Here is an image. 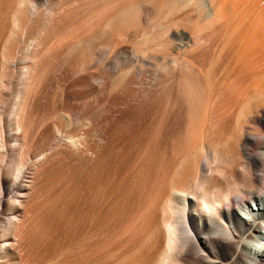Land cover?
Returning <instances> with one entry per match:
<instances>
[{
	"label": "bare ground",
	"instance_id": "1",
	"mask_svg": "<svg viewBox=\"0 0 264 264\" xmlns=\"http://www.w3.org/2000/svg\"><path fill=\"white\" fill-rule=\"evenodd\" d=\"M63 1L65 0L2 1L0 254L11 248L13 260L17 258L16 245L19 244L18 234L23 222L19 214L11 216L8 213L11 208L10 199L6 189H2L7 170L3 163L5 156L9 154L6 147L8 131H12L14 145L21 156L26 157L30 153L47 148L43 153H36L35 159L30 163L27 169L32 171L30 181L23 180L20 184L17 207L19 212L26 200L55 168L73 166L72 186L68 192L66 190L62 193L63 220L59 233L60 248L58 247L62 255L61 263L66 264V251L74 240L80 236L92 235L94 226L100 222L97 217L110 213L114 203L120 204L123 192L119 185L111 189L113 186L110 184L112 178L118 183L121 182L120 165L127 158L128 152L138 142L140 148L139 151L134 150L138 156L135 160L139 166L145 165L144 154L141 152L146 143L152 141L149 137L160 131L157 126L155 128L154 120L160 121L168 116L171 121L168 118L170 122L165 125L164 133L161 131L165 140L161 143L158 140L160 144L158 147L155 145L154 152L156 158L166 156L170 161V167L167 166L170 171V176L167 174L169 182L160 199L157 198L159 202L154 209L149 228L151 240L144 250L139 251V261L135 260V264H213L207 256L196 253L198 249L207 253H215L216 250L226 253L228 258L225 263L214 264H264V170L262 175L254 172L255 168L264 164V139L259 158L252 156L245 147L250 135L247 125L255 124L264 117V92L254 98L251 94L244 97L245 100L236 112L233 129L228 127L232 129V132L229 129V138L225 139L224 135L225 141L215 137L216 139H209L204 143L200 136L201 141L194 147L189 145L190 140L193 133L202 131L204 116L208 115L209 108L206 110V107L211 103L208 102L211 88L208 92L207 82L205 84L200 73L191 67L186 68L183 74L173 69L170 82L166 84H163L160 75L163 83L158 81L157 100L133 99L128 102L123 98H115L103 106H94L97 89L104 88L107 83L112 37H126L130 33L125 27L126 22L137 23L142 18V14H139L141 5L152 6L159 0L131 1L116 6L113 12L108 9L109 0H99L97 7L101 16L94 21L92 28L79 34L75 33L56 46H45L46 30L56 15L61 13L65 5ZM166 1L196 8L204 7L207 10L206 17L213 15L211 6L214 4L224 6L233 2ZM96 66L100 69L98 73L94 70ZM39 68L41 72L38 71ZM37 71L40 74L36 77ZM184 75L188 81L185 84L182 81ZM15 77V100L6 126L1 109ZM176 92L181 96L178 103L163 96ZM72 115L85 116L83 118L87 131L83 137L77 138L78 140L66 139L65 143L60 142L59 124L55 117L68 119ZM145 124L148 127L144 126ZM136 125L143 128L142 143L136 141L132 135L131 128ZM255 126L261 125L257 123ZM173 139L180 144L178 153H174L175 147H170ZM205 155L212 159L213 165L219 161L222 165L214 167L207 161V168L202 171L201 158ZM26 161H29L28 157ZM21 165L19 163L16 166L13 176L17 177L22 172ZM238 191L248 194L249 202L239 196ZM232 200L238 204L236 207L232 205ZM70 225L77 227L71 231V228H68ZM1 228H7V231L11 232L13 246L9 247V244L3 243L4 231ZM129 254L121 255L109 264H132L128 259ZM129 258L131 259L130 256Z\"/></svg>",
	"mask_w": 264,
	"mask_h": 264
},
{
	"label": "rangeland",
	"instance_id": "2",
	"mask_svg": "<svg viewBox=\"0 0 264 264\" xmlns=\"http://www.w3.org/2000/svg\"><path fill=\"white\" fill-rule=\"evenodd\" d=\"M2 1L0 0V11L3 8ZM131 1L135 0H109L108 9L113 12L116 6L128 4ZM161 1L159 0L152 6L142 4L143 6L141 5L139 10V14H142L140 22H126L125 27L130 33L123 38L112 37L107 83L102 88L103 90L97 89V93L94 95V106H103L115 98H123L128 102H132L133 99L157 100L156 89L159 85L158 81L162 82L161 76L164 82L162 83L166 84L170 82V74L173 69H177L183 74L186 68L191 67L200 73L205 84L207 82L209 87L204 84L208 87L207 91L211 88V93L208 91L210 93H208L210 96L208 102L211 103L206 107V110L209 109L207 110L208 115L204 116L202 123L204 130L202 126L201 133L198 131L193 133L189 145L197 146L199 140L201 141L200 136L204 143L215 137L224 139V135L227 139V137L229 138L228 132L231 135L236 112L245 100L244 97L251 94L254 98L264 92V0H233L224 6L214 4L211 6L213 15L209 17H206L208 15L204 7L196 8V6ZM98 2L99 0L63 1L65 5H63L61 13L56 15L46 30L45 46H56L75 33L79 34V32L82 33L89 30L90 27L92 28L95 20L101 16L100 9L97 7ZM94 70L96 73L100 71L98 66ZM38 71L41 72V68ZM16 81L15 77L1 109L3 123L6 126L9 123L11 106L15 100L14 83ZM182 81L184 84L188 82L185 75L182 77ZM168 94L163 96L167 99L171 98V102L178 103V98H181L177 92L173 95ZM83 117L85 118V116L74 115L69 116L68 119L55 117L59 124L60 142L65 143L66 139L75 140L84 136L87 128ZM166 117L160 121L153 119L154 122L156 121L155 128L157 126V130L160 129V131L156 130L158 133L154 132L155 135L152 134L149 137L150 141L152 139L151 142H148L149 145L146 143L145 148L141 149L146 161L145 165L139 166L135 160L138 156L134 150L138 149L139 151L140 148L138 142L128 152L127 160L125 159L120 165L121 182L118 183L112 178L110 184L111 187L113 186L111 189H115L119 185L122 190L120 204L114 203L110 208V213H104L97 217L100 222L94 226L92 235L80 236L74 240L67 248L66 264H109L113 259L116 260L117 257L127 253H130L131 259L129 256L128 259L132 264L139 261L137 258L139 251L144 250L151 240L149 228L154 209L157 208L158 199L169 182L170 161L166 156L160 158L155 156V145L157 144L158 147L165 140L163 139L165 135H161V133H164L165 125L171 121L170 117ZM257 123L261 126H255ZM144 126L148 127L147 124ZM228 127L232 128H229L231 132ZM247 127V132L250 135L248 136L249 142L245 147L252 156L259 158L264 139V117H261L255 124L249 123ZM142 130L143 128L138 125L131 128L132 135L136 141L139 140L141 143L144 137ZM8 132L6 147L9 154L7 153L3 163V166H7V170H5L2 189H6L10 199L11 208L8 213L11 216L19 214L23 222L18 234L19 244L16 245L17 258L13 260L10 248L9 251L0 254V264H62V255L59 250V233L63 220L62 198L64 195L62 193L64 194L66 190L68 192L72 186L73 166L55 168L43 180L36 192H33L26 200L19 212L17 207L20 184L23 180L30 181L32 171L27 170L30 163L35 159L36 153H43L47 148L30 153L26 157L21 156L14 145L15 138L11 136L12 131ZM207 134L209 138H207ZM175 141L177 140L173 139L170 142L172 144L170 147H175L174 153H178L180 144ZM176 148L177 150H175ZM145 151L147 152L144 153ZM27 157L29 158L28 162L26 161ZM203 157L201 158L202 171L206 170L207 161L214 167L222 165L220 161L213 165L210 157L207 159ZM19 163L22 164V172L15 177L12 173ZM262 170H264V164L255 168L254 172L257 175H262ZM262 186H264L263 183ZM237 194L249 202L248 194L242 191H238ZM232 205L236 207L238 204L232 200ZM76 227L70 225L68 228L74 231ZM1 229L4 231L3 243L9 244V247L13 246L11 232L7 231V228ZM160 238L162 237L160 236ZM196 253L207 256L213 264L214 262L225 263L228 258L226 253L223 254L217 250L215 253H207L198 249Z\"/></svg>",
	"mask_w": 264,
	"mask_h": 264
}]
</instances>
